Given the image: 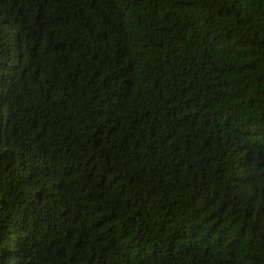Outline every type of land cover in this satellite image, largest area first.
I'll return each mask as SVG.
<instances>
[{"label": "trees", "instance_id": "trees-1", "mask_svg": "<svg viewBox=\"0 0 264 264\" xmlns=\"http://www.w3.org/2000/svg\"><path fill=\"white\" fill-rule=\"evenodd\" d=\"M4 264H264V0H0Z\"/></svg>", "mask_w": 264, "mask_h": 264}, {"label": "snow or ice", "instance_id": "snow-or-ice-1", "mask_svg": "<svg viewBox=\"0 0 264 264\" xmlns=\"http://www.w3.org/2000/svg\"><path fill=\"white\" fill-rule=\"evenodd\" d=\"M4 257L0 256V264H4Z\"/></svg>", "mask_w": 264, "mask_h": 264}]
</instances>
